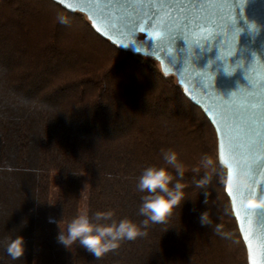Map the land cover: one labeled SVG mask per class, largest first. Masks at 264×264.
Masks as SVG:
<instances>
[{
  "label": "trees",
  "instance_id": "trees-1",
  "mask_svg": "<svg viewBox=\"0 0 264 264\" xmlns=\"http://www.w3.org/2000/svg\"><path fill=\"white\" fill-rule=\"evenodd\" d=\"M161 149L189 167L208 154L218 177L197 189L187 172L188 200L169 222L102 258L58 241L81 184L90 217L111 210L140 225L136 185L146 167L165 166ZM224 176L212 125L155 59L117 49L52 0H0V264H247ZM204 212L212 224H201ZM16 235L25 254L13 260Z\"/></svg>",
  "mask_w": 264,
  "mask_h": 264
},
{
  "label": "water",
  "instance_id": "water-1",
  "mask_svg": "<svg viewBox=\"0 0 264 264\" xmlns=\"http://www.w3.org/2000/svg\"><path fill=\"white\" fill-rule=\"evenodd\" d=\"M69 12L79 11L84 13L95 33L106 38L117 49L129 50L132 53H139L143 56L152 57L159 65L163 75H172L176 78L183 95L194 105L199 107L205 117L212 125L216 136L217 159L219 164L225 169L224 191L229 200L230 209L234 217L237 230L243 242L246 252V263L264 264V208L251 210L246 207L245 199L247 189L241 195L234 188L229 180L230 169L238 174H245L240 161L230 157L226 152L224 161L220 159V140L223 133H218L219 127L215 113H209L208 109L213 104V99H209L204 92L214 97L219 95L225 100L238 98L244 89H251L248 74L252 71L251 66L264 64V0H247L246 5L241 10L240 6L233 0L234 15L236 22L229 26V33L239 30L238 43L235 52L230 57L222 55L223 34L216 35L213 39L205 41L203 45L191 44L182 33H177L172 41L173 47L163 45L159 51L153 50L154 42L147 38L146 33L135 35L133 28L129 27L130 35H135V43L128 46H121L127 43L130 37L115 33L108 27L107 21L94 17L87 6L75 3V0H52ZM182 3L197 5V9L203 6L205 12H210L214 6H210V0H181ZM147 3V0H145ZM135 0H112L117 9V17L121 16L129 5H134ZM71 5V6H70ZM143 9V5L140 6ZM118 24L123 20L117 19ZM138 50V51H137ZM200 76L204 80L197 78ZM208 77H211V85L207 84ZM197 78V79H196ZM205 86V87H204ZM261 147L264 148V118L261 121ZM261 191H264L262 189ZM235 204V207H234ZM243 229V231H242ZM245 237L249 239L246 241ZM252 249L251 260L249 248Z\"/></svg>",
  "mask_w": 264,
  "mask_h": 264
},
{
  "label": "snow or ice",
  "instance_id": "snow-or-ice-1",
  "mask_svg": "<svg viewBox=\"0 0 264 264\" xmlns=\"http://www.w3.org/2000/svg\"><path fill=\"white\" fill-rule=\"evenodd\" d=\"M60 2L64 3V0ZM75 3L87 6L94 17L107 21L108 27L115 33L130 37L127 43L121 44L125 47L136 42L135 35L138 33H146L147 38L154 42L153 50L156 51H159L158 45L173 47L172 41L177 33H182L191 44L201 46L216 35L223 34L222 55L230 57L238 43L239 30L231 33L228 30L236 22L233 0H210V6H214L210 12H205L203 6L197 9V5L182 3L181 0H147V3L145 0H135V4L129 5L119 17L114 5L109 8L112 0H75ZM236 3L243 11L247 0H236ZM117 19L124 22L118 24ZM129 27L134 29L135 35L129 34ZM251 68L247 78L252 87L250 90L244 89L238 98L234 99L232 95L230 100H225L219 95L214 97L209 90L203 93L213 99L208 112L215 113L214 122L219 124L217 131L223 133L219 144L221 162L224 161L226 152L239 160L250 180L247 195L264 196V191H261L264 189V148L261 147L260 128L264 118V64L253 63ZM197 78L204 85V80L200 76ZM207 84L208 87L204 86L205 88L211 85V77H208ZM231 175L230 169L229 180ZM236 191L244 194L242 189ZM245 239L247 241L249 238ZM251 255L250 247V260Z\"/></svg>",
  "mask_w": 264,
  "mask_h": 264
},
{
  "label": "clouds",
  "instance_id": "clouds-1",
  "mask_svg": "<svg viewBox=\"0 0 264 264\" xmlns=\"http://www.w3.org/2000/svg\"><path fill=\"white\" fill-rule=\"evenodd\" d=\"M58 19L61 23L68 22L65 17H58ZM161 154L165 166L146 167L138 178L137 191L144 193L141 197L139 214L145 219L140 225L128 218L115 219V213L111 210L98 211L91 217L87 211H84L67 224L66 231L60 229L58 241L67 248L78 244L96 259L102 258L105 254L118 249L121 242L133 241L147 235L142 228H146L150 222L153 224L169 222L175 210L181 209L184 202L188 200L185 189L189 187V184L184 180L187 172L193 174L192 183L197 189H203L218 177L220 170L217 167V161L208 154H204L199 163L191 167L180 161L178 153L172 149H161ZM197 176L200 178L197 179ZM231 183L234 188L247 189L250 180L246 174L233 172ZM245 204L249 209L264 208V196L248 195ZM200 220L202 225L212 224L209 212H204ZM221 227L216 225L214 230L223 235ZM6 251L13 260L23 258L24 237L21 235H16L14 238L8 237Z\"/></svg>",
  "mask_w": 264,
  "mask_h": 264
},
{
  "label": "rangeland",
  "instance_id": "rangeland-1",
  "mask_svg": "<svg viewBox=\"0 0 264 264\" xmlns=\"http://www.w3.org/2000/svg\"><path fill=\"white\" fill-rule=\"evenodd\" d=\"M55 189L54 180H51V186H50V194H49V214L52 215L53 213V207H54V196H53V190ZM84 197H85V191L84 186L81 184V191H80V199H79V207H78V215L82 212H84Z\"/></svg>",
  "mask_w": 264,
  "mask_h": 264
}]
</instances>
